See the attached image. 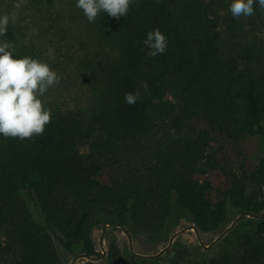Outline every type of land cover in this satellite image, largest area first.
<instances>
[{
    "label": "trees",
    "instance_id": "trees-1",
    "mask_svg": "<svg viewBox=\"0 0 264 264\" xmlns=\"http://www.w3.org/2000/svg\"><path fill=\"white\" fill-rule=\"evenodd\" d=\"M18 1L19 15L30 11L36 27L102 32L118 59L104 107L53 111L44 133L31 139L0 135V264H61L53 232L76 256H100L94 230L105 221L132 237L163 240L177 216L216 233L243 213H264V157L253 149L254 138L264 137L258 3L254 15L234 18L233 0H131L127 15L101 12L90 23L77 0H0V7L9 12ZM20 19L0 36L14 58L25 57ZM157 28L168 46L149 57L143 40ZM137 91L136 104H126L125 94ZM170 93L178 100L172 108ZM254 220L240 237L228 234L201 253L189 248L183 261L169 252L139 257L114 239L100 261L82 260L264 264V217Z\"/></svg>",
    "mask_w": 264,
    "mask_h": 264
},
{
    "label": "rangeland",
    "instance_id": "rangeland-1",
    "mask_svg": "<svg viewBox=\"0 0 264 264\" xmlns=\"http://www.w3.org/2000/svg\"><path fill=\"white\" fill-rule=\"evenodd\" d=\"M21 4V1L16 2L12 8L7 10L9 12H4L6 10L0 7V15H9V22H13L11 19L13 16L15 21L22 18L20 25H24V27L21 29L22 34L18 37L20 52L25 57L46 62L60 77L57 84L50 87L42 97H39L44 107L51 112L80 110L86 114H90L101 106L104 107L108 95L107 90L110 89L113 80L111 75L118 59V54L109 43L107 36L104 38L102 32H90L89 29L77 25L70 27L64 25L63 29H56L53 25L44 22L45 27L43 25L36 27L34 26L35 19L31 16L30 11L24 12L22 16L19 15ZM49 49L53 51L54 58L48 55ZM177 101L174 93H170L167 100L168 107H174ZM169 135L171 138L179 137L178 134L171 133ZM168 136L162 135L161 138L166 140ZM157 139L159 137L155 138V140ZM253 149L257 158L264 157L263 136L254 138ZM26 197L27 202L34 208L33 200L28 195ZM254 219L256 218L243 217L224 236L229 234L231 239L240 237L255 224ZM176 220L175 226L170 230L167 238L163 240L150 239L144 235L133 236L134 250L141 254L158 253L170 244L175 233L184 230L175 237L171 246L160 256L169 252L174 256L178 255L179 259L183 261L181 257H187L184 251H188L189 248L198 253L206 251L207 249L203 247L196 230L193 228V225H196L194 220L183 216H177ZM226 229L216 233L200 231L202 242L205 245L212 244ZM102 232V226L94 230L96 245L101 253L100 237ZM52 234L60 254L61 264H70L76 255L65 248L59 234L55 232ZM113 239L122 248L130 250V242L124 231L119 227L109 226L103 238L105 249ZM230 243L234 244V241L231 240ZM82 259H79L76 264H83L84 260ZM168 262L169 260L165 264Z\"/></svg>",
    "mask_w": 264,
    "mask_h": 264
},
{
    "label": "clouds",
    "instance_id": "clouds-1",
    "mask_svg": "<svg viewBox=\"0 0 264 264\" xmlns=\"http://www.w3.org/2000/svg\"><path fill=\"white\" fill-rule=\"evenodd\" d=\"M257 3L264 10V0H233L230 12L234 18L252 16ZM130 4L131 0H77L76 7L93 23L101 12L115 18L127 15ZM11 19L14 21L15 17ZM9 21V15H0V36L7 33ZM143 44L149 49L147 55L155 57L165 53L168 40L157 28L146 34ZM10 48L12 44L7 40L0 42V135L31 139L42 135L51 122V111L39 97L57 84L60 77L46 62L30 57L14 58ZM48 55L54 58L51 49ZM143 87L148 89L147 82ZM139 98V91L128 92L124 97L128 105H135Z\"/></svg>",
    "mask_w": 264,
    "mask_h": 264
},
{
    "label": "water",
    "instance_id": "water-1",
    "mask_svg": "<svg viewBox=\"0 0 264 264\" xmlns=\"http://www.w3.org/2000/svg\"><path fill=\"white\" fill-rule=\"evenodd\" d=\"M245 216H248V217H254V218H262L264 217V213L262 214H255V213H243L241 214L239 217H237L235 219V221L223 232L221 233V235L210 245H205L203 242H202V239H201V234H200V231L198 229V227L196 225H193V228L196 230V233L199 237V240L201 241V244L203 245V247L205 249H209L213 246V244H215L218 240H220L228 231H230L236 224L239 220H241L243 217ZM109 226H116V227H119L121 228L124 233L127 235L128 239H129V242H130V251L139 256V257H148V258H154V257H159L161 254H163L172 244V241L175 239L176 236H178L181 232H183L184 230L180 231V232H177L175 233L172 238H171V242L170 244L165 247L164 249H162L160 252L158 253H155V254H141V253H138L134 250V245H133V238H132V235L131 233L128 231V229L122 225H120L119 223L117 222H111V221H105L103 224H102V228H103V232H102V235L100 237V247L102 249V255L100 256H88L87 254H81V255H77L74 257V259L71 261L70 264H76L77 261L81 258H85V259H88L90 261H93V262H96V261H100L103 257H105L106 255V249H105V246L103 245V238H104V235H105V232H106V229L107 227Z\"/></svg>",
    "mask_w": 264,
    "mask_h": 264
}]
</instances>
